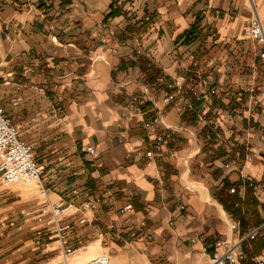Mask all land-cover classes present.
<instances>
[{"label":"crops","instance_id":"0c3cea01","mask_svg":"<svg viewBox=\"0 0 264 264\" xmlns=\"http://www.w3.org/2000/svg\"><path fill=\"white\" fill-rule=\"evenodd\" d=\"M253 8L264 27V0H0V107L34 146L49 202L78 210L63 219L76 240H108L114 252L108 225L124 230L128 214L116 210L127 204L141 264H209L202 249L229 238L217 199L238 179L235 162L246 157L242 174L264 186V68L246 36ZM143 59L184 88L205 77L217 85L205 111L213 138L178 102L161 105ZM27 188L0 183V264L42 254L44 202L37 184ZM106 194L115 208L83 209Z\"/></svg>","mask_w":264,"mask_h":264},{"label":"built area","instance_id":"2783aa9c","mask_svg":"<svg viewBox=\"0 0 264 264\" xmlns=\"http://www.w3.org/2000/svg\"><path fill=\"white\" fill-rule=\"evenodd\" d=\"M246 36L259 46L258 58L263 62L264 68V27L253 8V16L248 21ZM143 66L150 68L151 63L143 59ZM196 67V63H192ZM154 84L161 89V105L164 107L178 102L180 110L192 112L197 123L202 125L206 137H210L214 128L211 121L205 118L206 110L220 97V90L217 85L211 83L206 77L199 78L196 83H191L189 87L184 88L169 80L165 75L159 74L155 77ZM264 97V90L260 91ZM162 138H157L156 144H159ZM84 152L93 154L91 147L85 148ZM146 157H151L152 152L146 151ZM244 158L243 162L245 161ZM242 161L235 162L239 186L232 187L229 194L238 193L241 199H244L246 190H251L255 199L264 200V186L255 178L244 176L241 171ZM0 183L8 187L10 185H31L39 186L38 196L44 205L40 208L39 214L45 218V225L42 230L36 233V244H43L53 235L60 243L61 258L50 264H110V256L99 254L80 263L72 262L68 259L75 249H72V242L81 243L75 239L72 226L63 223V219L75 214L78 210L71 203H51L48 200L47 190L42 187V168L34 155L32 144L26 143L19 138L18 129L11 123L0 107ZM104 204L108 208H115V200L110 194L97 197L92 201L83 204V209H90L94 205ZM178 210L183 211L184 207L179 206ZM120 215L128 217L122 221L124 230L122 231L114 223L108 225L109 239L113 242L126 243L127 240H136L139 237V231L132 228L135 221L131 217L133 208L127 204L118 210ZM248 209L245 210L247 212ZM228 220V230L230 236L227 240H215L212 250L202 249V253L207 256L209 264H244L249 258L250 264H264V253L260 256L251 257V247L247 246V252L243 251V243L248 240H254L264 229V223L253 227L244 236L240 235V220L233 219L230 215ZM86 218H81L79 224H86ZM117 229V230H115ZM119 229V230H118ZM236 236L234 237V235ZM146 239H150L147 235Z\"/></svg>","mask_w":264,"mask_h":264},{"label":"rangeland","instance_id":"374dc122","mask_svg":"<svg viewBox=\"0 0 264 264\" xmlns=\"http://www.w3.org/2000/svg\"><path fill=\"white\" fill-rule=\"evenodd\" d=\"M34 148V146H33ZM34 183L31 185L23 186L28 187L27 189H31L34 187ZM264 204V203H263ZM262 207L264 205H261ZM264 208V207H263ZM229 215V213L227 212ZM264 215V214H263ZM43 220V219H42ZM250 220V219H249ZM45 225V222L42 221L38 228H35V233L39 232L43 229ZM257 227V226H255ZM253 227H250L247 232H249ZM236 234L234 235V237ZM76 239V238H75ZM81 243L72 242V249H75L73 254L68 257V259L72 262L78 263L80 261H83L84 259H87L90 255L94 254H107L110 256V264L115 263L113 259L116 257L117 262L116 264H119L120 262H124L123 264H141L144 263L143 254L139 251V249H136L133 245L134 240H127L126 243H118L113 242V248H116L114 252H110V241L105 240L100 245H95L93 239H80ZM260 240L264 242V229L261 231L260 235L257 236L254 240H248L243 243V251L245 252V247L247 246L251 247L250 256L256 257L254 254H252V245L253 241ZM41 246V245H40ZM40 250L42 251V254L38 256L32 264H50L53 261L59 260L61 258V252H60V243L58 240L52 235L51 238L47 239L45 242H43L42 246L40 247ZM248 250V249H247ZM249 252V250H248ZM264 253V249L262 250L261 254ZM115 255V256H114ZM258 255V256H260ZM92 256V257H93ZM207 259V257H205ZM249 258L247 257V261ZM159 264H174L172 261H161Z\"/></svg>","mask_w":264,"mask_h":264},{"label":"trees","instance_id":"16d2710c","mask_svg":"<svg viewBox=\"0 0 264 264\" xmlns=\"http://www.w3.org/2000/svg\"><path fill=\"white\" fill-rule=\"evenodd\" d=\"M112 13H110V16ZM128 31L132 32L133 29L128 27ZM148 73H153V79L155 80V77L161 73L157 72L156 69L149 68L147 70ZM151 106L149 104H144L139 106V110L143 113H147L148 110H150ZM183 114H190L195 117V115L192 112H184ZM155 112L151 111L150 113V119L153 120L155 118ZM214 133L212 132L210 135V138H213ZM243 161V160H241ZM239 181H227L224 183V188L222 191L223 198L218 197V203L222 205L223 209L229 213V215L233 219H239L240 220V235L244 236L248 229L250 227L260 226L264 223V220L260 218V215L258 213L257 206L259 203L256 201V199L253 197L251 190H246L244 199H241L238 195V193L229 194V190L234 187L238 188ZM262 207V206H261ZM248 209L247 212L245 210ZM250 219V220H249ZM264 249V242L260 240L253 241L252 245V254L255 256H258L261 254L262 250ZM245 252H247V248L245 247ZM244 264H250V261L244 263Z\"/></svg>","mask_w":264,"mask_h":264},{"label":"bare ground","instance_id":"6f19581e","mask_svg":"<svg viewBox=\"0 0 264 264\" xmlns=\"http://www.w3.org/2000/svg\"><path fill=\"white\" fill-rule=\"evenodd\" d=\"M94 254H92V255H90L87 259H89V258H92V256H93ZM96 256V255H95ZM94 257V256H93ZM87 259H84V260H87ZM83 260V261H84ZM83 261H80V262H83ZM80 262H78V263H80Z\"/></svg>","mask_w":264,"mask_h":264}]
</instances>
